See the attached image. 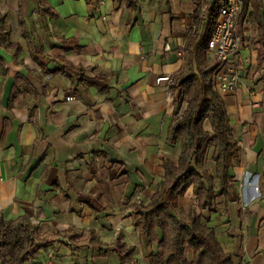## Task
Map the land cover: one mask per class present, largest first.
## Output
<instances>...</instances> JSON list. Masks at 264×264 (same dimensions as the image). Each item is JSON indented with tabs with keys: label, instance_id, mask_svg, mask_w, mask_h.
<instances>
[{
	"label": "crops",
	"instance_id": "0c3cea01",
	"mask_svg": "<svg viewBox=\"0 0 264 264\" xmlns=\"http://www.w3.org/2000/svg\"><path fill=\"white\" fill-rule=\"evenodd\" d=\"M199 2L0 0V218H23L50 242L34 264H121L120 245L133 264H151L159 252L132 205L149 201L163 160L176 163L182 148L167 141L186 106L170 86L186 68L187 35L203 33ZM236 29L241 83L213 85L238 146L234 196L225 201L214 178L209 206L199 211L190 187L176 216L185 222L195 209L235 264H264V0L246 7ZM206 63L214 65L208 50Z\"/></svg>",
	"mask_w": 264,
	"mask_h": 264
},
{
	"label": "trees",
	"instance_id": "16d2710c",
	"mask_svg": "<svg viewBox=\"0 0 264 264\" xmlns=\"http://www.w3.org/2000/svg\"><path fill=\"white\" fill-rule=\"evenodd\" d=\"M242 1L240 16L250 3L259 2ZM215 18L216 12L212 9L213 22ZM194 23L199 26L198 9ZM196 29L189 32L184 46L186 68L170 86L172 91L180 90L181 100L186 103L180 116L173 115L167 132L168 142L181 140L180 154L176 163L163 160L162 180L149 201L132 205V214L137 216L134 224L139 226L148 242H156L159 249L150 256L151 264H235L231 255L220 247L213 228L201 222V216L195 209L188 211L185 222L176 216L177 200L190 187L197 209H206L215 197L214 178L220 183V195L225 201L230 194L234 196L228 170L238 153V146L231 136L224 102L213 87L214 66L206 63L210 30L200 34ZM205 122H208L210 130L204 128ZM210 147L215 177L205 165ZM49 246L50 242L41 238L36 227L23 218H0V264H34L32 259L38 250ZM187 247L192 249L191 261L185 259ZM118 254L121 264H133L132 250L120 245Z\"/></svg>",
	"mask_w": 264,
	"mask_h": 264
},
{
	"label": "built area",
	"instance_id": "2783aa9c",
	"mask_svg": "<svg viewBox=\"0 0 264 264\" xmlns=\"http://www.w3.org/2000/svg\"><path fill=\"white\" fill-rule=\"evenodd\" d=\"M212 9L216 12L214 22ZM242 9V0H202L198 3L199 26L203 33L210 30L207 50L214 60L212 82L221 91L234 90L241 83L235 62L239 50L236 26ZM38 13L34 10L35 16ZM169 79V76H160L156 78V82H167ZM67 99L71 100L73 97L69 96Z\"/></svg>",
	"mask_w": 264,
	"mask_h": 264
}]
</instances>
